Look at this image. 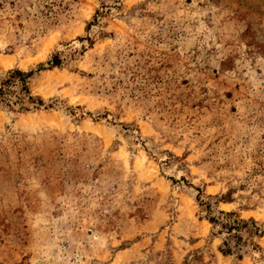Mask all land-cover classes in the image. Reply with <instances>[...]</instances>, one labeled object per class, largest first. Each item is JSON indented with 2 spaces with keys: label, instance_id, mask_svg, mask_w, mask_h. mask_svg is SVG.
<instances>
[{
  "label": "rangeland",
  "instance_id": "obj_1",
  "mask_svg": "<svg viewBox=\"0 0 264 264\" xmlns=\"http://www.w3.org/2000/svg\"><path fill=\"white\" fill-rule=\"evenodd\" d=\"M15 71L0 264H264V0H0Z\"/></svg>",
  "mask_w": 264,
  "mask_h": 264
},
{
  "label": "trees",
  "instance_id": "obj_2",
  "mask_svg": "<svg viewBox=\"0 0 264 264\" xmlns=\"http://www.w3.org/2000/svg\"><path fill=\"white\" fill-rule=\"evenodd\" d=\"M51 65L58 66L57 60L53 59L51 61ZM31 75H32V73L24 74V73H21L18 71L9 73L7 79L0 86V102H2V103L5 102L6 105L9 103L6 99V96L8 97V95L10 94V91L8 90V88H10L11 86H14V82H15L16 78H18L17 81L20 82L21 91H24V93H28L27 88H26V81H27L28 77H30ZM221 215H222V219L220 220L221 223H218L219 221L217 218H209L208 221L214 225L220 224L221 228L225 229L227 231L226 233L228 235L232 234L233 231H236L241 227H247V225H248L247 224L248 222H244V221H241V220H238L235 218L232 219V217H234L232 214H221ZM251 224H253V223H251ZM223 247L226 248V250H223L221 252L223 254H229L230 250L228 248L227 241L223 242Z\"/></svg>",
  "mask_w": 264,
  "mask_h": 264
},
{
  "label": "bare ground",
  "instance_id": "obj_3",
  "mask_svg": "<svg viewBox=\"0 0 264 264\" xmlns=\"http://www.w3.org/2000/svg\"><path fill=\"white\" fill-rule=\"evenodd\" d=\"M2 65L7 66L8 64H7L6 61H4V62L2 63Z\"/></svg>",
  "mask_w": 264,
  "mask_h": 264
}]
</instances>
